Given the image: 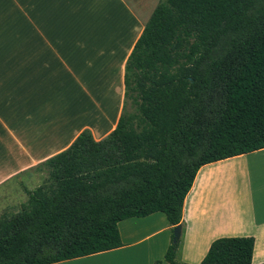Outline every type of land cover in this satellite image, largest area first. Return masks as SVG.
Listing matches in <instances>:
<instances>
[{
    "label": "trees",
    "instance_id": "obj_1",
    "mask_svg": "<svg viewBox=\"0 0 264 264\" xmlns=\"http://www.w3.org/2000/svg\"><path fill=\"white\" fill-rule=\"evenodd\" d=\"M123 82L115 128L101 140L85 129L38 164L27 202L0 215V264L111 251L119 222L157 212L173 231L202 166L264 149V0H160ZM180 243L166 264H187ZM253 250V237L218 238L199 264H252Z\"/></svg>",
    "mask_w": 264,
    "mask_h": 264
},
{
    "label": "crops",
    "instance_id": "obj_2",
    "mask_svg": "<svg viewBox=\"0 0 264 264\" xmlns=\"http://www.w3.org/2000/svg\"><path fill=\"white\" fill-rule=\"evenodd\" d=\"M154 9V8H153ZM147 17L125 0H0V187L116 126L125 62ZM264 149L202 166L182 206L179 262L199 264L222 237H253L264 263ZM235 178H240L235 180ZM122 247L56 264H166L164 213L118 223ZM176 256V257H177Z\"/></svg>",
    "mask_w": 264,
    "mask_h": 264
},
{
    "label": "rangeland",
    "instance_id": "obj_3",
    "mask_svg": "<svg viewBox=\"0 0 264 264\" xmlns=\"http://www.w3.org/2000/svg\"><path fill=\"white\" fill-rule=\"evenodd\" d=\"M140 16L147 17L151 10L160 0H125ZM264 165V159L261 157L252 158L249 161V167L252 178H255L256 168ZM43 175L36 169H32L27 174L17 177L8 185L0 187V215L3 213H12L20 210L21 206L27 202L26 190H32L41 183ZM240 178H235L239 180ZM176 260L179 261L178 256Z\"/></svg>",
    "mask_w": 264,
    "mask_h": 264
},
{
    "label": "water",
    "instance_id": "obj_4",
    "mask_svg": "<svg viewBox=\"0 0 264 264\" xmlns=\"http://www.w3.org/2000/svg\"><path fill=\"white\" fill-rule=\"evenodd\" d=\"M181 236V226L177 225L174 229H173V237H172V243L176 244L178 242V240L180 239Z\"/></svg>",
    "mask_w": 264,
    "mask_h": 264
}]
</instances>
